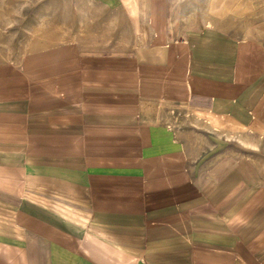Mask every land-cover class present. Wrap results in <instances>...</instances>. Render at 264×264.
Here are the masks:
<instances>
[{
    "label": "crops",
    "instance_id": "1",
    "mask_svg": "<svg viewBox=\"0 0 264 264\" xmlns=\"http://www.w3.org/2000/svg\"><path fill=\"white\" fill-rule=\"evenodd\" d=\"M91 1L0 57V264H264V0Z\"/></svg>",
    "mask_w": 264,
    "mask_h": 264
},
{
    "label": "rangeland",
    "instance_id": "2",
    "mask_svg": "<svg viewBox=\"0 0 264 264\" xmlns=\"http://www.w3.org/2000/svg\"><path fill=\"white\" fill-rule=\"evenodd\" d=\"M91 6V0H0V57H17L25 51L67 40L89 50L123 49L130 41L127 37H91V30L110 34L109 37L121 34L110 31L114 26L108 22L111 16L103 11L96 13ZM215 141L241 144L231 136L218 135Z\"/></svg>",
    "mask_w": 264,
    "mask_h": 264
}]
</instances>
